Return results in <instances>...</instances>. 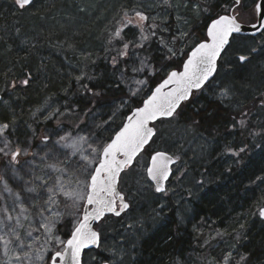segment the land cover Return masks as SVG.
<instances>
[{"label":"snow or ice","instance_id":"snow-or-ice-1","mask_svg":"<svg viewBox=\"0 0 264 264\" xmlns=\"http://www.w3.org/2000/svg\"><path fill=\"white\" fill-rule=\"evenodd\" d=\"M253 3L254 19L249 25L254 31L249 39L243 37L248 0L185 3L183 7H190L196 15L208 14L211 20L205 37L187 53L176 46V35H163L168 31L165 16L177 7L175 0H154L153 8H162L163 12H149L142 4L121 9L110 22L103 48L108 65L104 79L90 83L93 77L84 72L76 77L78 86L92 99L103 100L105 92L115 87L124 92L122 104L136 103L115 129L112 124L116 112L109 111L101 123L85 124L74 131L58 128L45 132L34 146L36 129L21 139L14 135L11 120L0 119V264H87L85 250L100 247V233L93 224L108 215L120 217L130 208L125 196L117 191L118 177L133 165L139 167L138 157L155 143L156 122L179 115L181 105L202 89L214 90L221 101L233 99L240 91L236 81L246 86L245 70L256 59H264V0ZM13 7L21 14L32 12L37 0H13ZM184 35L180 33V37ZM180 56L184 59L176 64ZM30 81L31 73L25 72L6 87L24 89ZM252 98L257 100L258 111L264 112V81ZM0 102L7 103L3 96ZM114 103H100L99 108L111 109ZM237 107L228 126L230 131L246 132L253 147L264 143V123L256 127L248 111L239 103ZM60 114L58 108L49 110L45 118L58 120ZM247 150V143L225 145L223 154L237 158L238 163L240 154ZM147 154L144 178L156 193L166 195L170 166L180 157L164 150ZM257 181L264 186V176L253 182ZM197 183L202 187L205 180ZM257 214L264 219V204ZM65 216L70 218V238L62 239L58 227ZM113 256L116 264H123L120 250ZM245 262L250 264L247 253L227 249L215 264Z\"/></svg>","mask_w":264,"mask_h":264},{"label":"trees","instance_id":"trees-1","mask_svg":"<svg viewBox=\"0 0 264 264\" xmlns=\"http://www.w3.org/2000/svg\"><path fill=\"white\" fill-rule=\"evenodd\" d=\"M180 1L185 4L195 0ZM196 1V3L203 2V0ZM141 4L147 10L148 6H153L154 0H37V17L34 14L35 10L32 11V17H27L23 16L27 12L23 14L16 12L12 3L7 5V1L3 2L2 5L0 4V90H2L0 95L6 101H9L10 95L13 93L17 96L18 107L14 110L16 113L24 109L25 112L35 110L42 106L43 108L50 106L53 108V112L57 108L60 109L61 114L58 120L46 119L43 116V122L36 121L34 123L38 124L36 125L38 135L41 127L46 132L58 128L74 131L88 124L91 118L94 119L100 115L101 123L109 111L116 112V118L112 124V128L115 129L124 115L130 114L129 107H135L136 103L129 102L128 106L122 104L121 97L124 96V92L115 87L105 92L103 100L92 99L78 86L76 77L84 72L87 76L93 77L90 83L104 79L103 74L108 65L105 63L106 53L103 48L111 27L110 22L113 20L110 18L115 17L123 8ZM82 8L86 11H81ZM163 11L162 8L157 10V12ZM168 12L165 19L170 20L165 25L168 28V31L163 33L165 38L180 34L179 29L175 31L177 24L173 17V11L168 10ZM56 15L59 17L64 15L72 19H37L39 16ZM44 20L50 24L40 27ZM210 22L208 14H201V17L194 20L192 25L189 23L186 24V27L184 26V33L189 31L185 43L190 38L187 48L183 50L184 53H187L205 37L206 25ZM61 23L72 26L65 30L64 35L56 34ZM43 25L45 24L43 23ZM16 29L20 30L19 35L16 34ZM23 41L27 43L24 44ZM8 43L11 44L7 45ZM32 45L35 46L32 47ZM181 45V40L177 39L176 46L181 48ZM153 48H156L155 43ZM183 59L184 57L180 56L176 64H179ZM25 72H30L32 75V81L28 88L11 89L6 87L14 78L20 77ZM244 75L247 79L246 86H242L240 81H236L237 87L246 89V92L242 91L240 96V98H247L242 108L248 111L251 123L261 125L264 123V112H259L255 107L257 100L252 98V90H256L264 81V70L257 66V60H255L245 70ZM80 83L82 84L83 81ZM250 90L251 93H249ZM193 96L190 101L181 106L178 111L179 115L172 120L156 123L157 131L154 141L161 131H166V128L168 130L194 128L195 131L211 141L228 142L233 135H235L234 138H243L242 134H234L228 127L232 123L231 117L236 115L238 109L234 111L232 108L224 107L219 101L207 102L204 97H200L205 101L204 108L196 109L197 104ZM124 98L126 99V97ZM113 101L115 103L111 109L99 108L100 103L109 104ZM117 104L122 106L119 111L114 109ZM21 107L23 108L21 109ZM4 118L11 120L14 128L16 126L20 131L28 132L29 126L24 123L26 120L22 119V114L14 116L5 111L2 119ZM153 144L147 147L140 158H149L147 153L152 152ZM252 149L253 153H250V149H248L246 153L242 154L245 161L241 166L225 170L220 164L217 165L219 173L222 171L224 174L222 175L223 182H214L205 190L200 200L194 204L192 220V225L199 226L200 229H203V224L213 223L215 227L210 228L212 231L225 232L237 227L239 228L237 235L239 234L242 241H237V236L233 235L231 239H235L234 242L226 239V243H220L217 240L211 243L209 248L206 247L201 251L197 247V244L202 243L199 236L191 230V225L186 228L181 227L175 212L172 211L170 216L168 215L167 221L152 230L143 239L141 245L137 246V253H134L137 260L134 264H196L195 257L198 258L200 254H205L207 251L212 253V250L213 254H218L219 251L224 253L225 250L231 249L232 245L240 253L248 254L250 264H264V221L259 217L257 211L252 216L250 209V206L261 201L264 196V186L260 185L258 181L253 182L256 177L264 176V144L263 146H252ZM126 172L127 170L123 175L127 174ZM208 172H212V170ZM122 186L121 177V193H123ZM120 219L109 216L97 226L96 229L101 238L100 247L105 238L104 226H109V229H111L110 227H119ZM68 221L65 220L58 229L62 239L70 237ZM241 224H243V228H241ZM91 254L92 251L85 253L86 262Z\"/></svg>","mask_w":264,"mask_h":264},{"label":"rangeland","instance_id":"rangeland-1","mask_svg":"<svg viewBox=\"0 0 264 264\" xmlns=\"http://www.w3.org/2000/svg\"><path fill=\"white\" fill-rule=\"evenodd\" d=\"M5 1H7V5L10 3L13 4V0H0V4L2 5ZM195 1H191L189 5L192 4V2H197ZM175 4L177 5V7L169 9V11H173V17L177 24L175 26V31L179 29L178 31H180L181 33L184 32L183 28L184 26L186 27V24L191 23L192 25V22L194 20H198L201 17V14L196 15L190 10V7H183L184 4L180 0H175ZM252 4H254L253 0H248V7L244 12L243 17L244 24L246 25H249V21L254 19L253 12L255 4ZM158 9L161 8H153V6H148L147 11L155 13ZM37 11L38 10L34 11L36 17L38 15ZM32 13L33 12H27L23 14V16L26 15L27 17H32ZM113 18L114 17H111L110 19ZM37 19L72 18L65 17L64 15L60 17L59 15H56L45 17L39 16V18ZM165 20L166 23H169L170 19ZM43 23L45 25H43ZM46 24L48 25L50 23L47 20H44L41 22L40 27L47 26ZM61 24L62 25H59V28L57 29L56 34L58 35H64L65 30L67 28L72 27L71 25L63 23ZM188 32H186V35H184L183 37H180V34H178L177 36L178 39L181 40L182 45L180 49L182 51L187 48V43L190 40L189 38V40L185 43L189 36ZM10 44L11 43H8L7 45ZM256 60L257 66L264 70V59H259V61L258 59ZM132 87H135V85H132ZM238 88L241 92L239 91L236 97L231 100L225 99L223 101L217 98V95L214 90H209L207 92L201 90L199 93H196L193 96V99L197 104L195 107L196 109L204 108L203 105L205 101L200 99V97H204L206 98L207 102L219 101L224 107L232 108L234 111H237V104L239 103V106L242 107L246 103L247 99L245 97H241L242 99L240 98L242 91L246 92V89H241V87ZM254 90H252V92H254ZM1 92L2 90H0V94ZM249 93H251V90L249 91ZM17 101V96L11 94L7 103L2 102L0 104V119L4 117L5 111H7L9 114L11 113L14 116L16 114L19 115V113L20 115L22 114V119L26 120V122L24 123L29 126L27 128L28 132L24 130L20 131L15 126L14 135L23 139L31 135L32 129H36V125L38 124L34 123L36 121L40 123L41 121L43 122V116H45V112H48L49 110L53 111V108H51L50 106L43 108L42 106L38 107L37 109L35 108V110H30L29 108L30 111L27 110V112H25L24 109L19 113H16L14 112V110L18 107ZM22 108L23 107H21V109ZM117 108L121 109V104H117L114 106V109ZM99 117H101V115ZM99 117L97 116L94 119L91 118L88 122V125L91 126L94 123H100ZM255 126L259 127L261 125L258 123ZM39 130L40 133L38 137L35 138L33 141L34 146L35 144H38L40 142L46 132L45 130L43 131V127L39 128ZM169 130L166 128V131H161V133L155 139V143L151 147V151L164 150L172 153L173 156L178 155L180 157V159L178 160V164L174 168L173 177L168 183L167 194H158L155 192L154 186H148V183L144 178V171L145 164L148 162L149 158L139 157V167L133 165L132 168L127 170V174L122 176V191L125 194V199L128 203H130V210L121 217L119 227H110L111 229H109V226H104V242L102 243L99 250L92 251V254L87 260V264H103L105 262L109 264H116V258L113 256V253L116 250H120V254L123 256V264H134V262L137 260V256H135L134 254L137 253V246L141 245L143 239L148 236L152 230H155L157 227L167 221V217L168 215L170 216L172 211L175 212L176 219L181 227L186 228L191 225V230L199 236L202 243H199L200 246L199 244H197V247H199V250L201 251L206 249V247L209 248L211 243L217 240H219L220 243H226V239H229L230 242L235 241V239L231 238L233 237V235L237 236V233L239 231V228L237 227L234 230L228 229L225 232L219 231L220 235H217V231L210 230L211 227L215 226L209 221L207 225H202L203 229H200L199 226L192 225V220L194 217V204L200 200L205 190L212 183L223 182L224 178L222 177V175L224 174H222V171H220L221 173H219L217 165L220 164L225 168V170H231L234 167H238V165L241 166L244 163L245 160L242 156V154L244 153L240 154L238 163L235 162L237 158L223 154L225 145L235 147L241 145L242 143H247L248 149H250V153H253V141L250 140L246 132L242 134L243 138L241 139L239 137L234 138L235 135H233L229 138L230 140L228 142H222L208 140L204 135H201V133L195 131L194 128L189 130H187V128H176L175 130ZM263 144L264 143H260L259 146H263ZM0 163H2V161H0ZM133 168H135V171H133ZM207 170H212V172H208ZM200 179L205 180V184L202 187L199 186L197 183V181ZM261 204H264V196H262L261 201H259L255 205L253 204L252 206H250L252 216L255 214L254 212L257 211ZM161 205H163V207H161ZM157 213H160V215H157ZM69 219L70 218L67 216L64 217V221ZM129 224L133 225L131 229L128 228ZM205 241H207V243H204ZM237 241H242V239H240V236ZM230 248L237 251L236 247H234L233 245ZM221 254L222 251H219L218 254H213V250L212 253L207 251L205 252V254H200L198 258L195 257V259H197L196 264H215L216 258L219 257Z\"/></svg>","mask_w":264,"mask_h":264},{"label":"water","instance_id":"water-1","mask_svg":"<svg viewBox=\"0 0 264 264\" xmlns=\"http://www.w3.org/2000/svg\"><path fill=\"white\" fill-rule=\"evenodd\" d=\"M243 28L245 29L244 32H243V37H245V38H248V37L251 38V34H252V32H253L254 30L251 29L250 25H246V24H243ZM202 90H203V89H202ZM194 93H196V92H194ZM194 93H193V94H194ZM0 96H1V95H0ZM187 102H188V101H187ZM187 102H185V103H187ZM0 103H1V102H0ZM185 103H184V104H185ZM182 105H183V104H182ZM182 105H181V106H182ZM178 111H179V109H178ZM157 122H159V121H157ZM157 122H156V123H157ZM155 136H156V135H155ZM155 136H154V137H155ZM154 137H153V139H154ZM149 146H150V145H149ZM146 149H147V147H146ZM146 149H145V150H146ZM142 154H143V153H141V155H142ZM138 158H139V157H138ZM177 163H178V161L176 162V164L170 166V168H171V172H172V175L169 177V180H168V182L166 183V188H167V185H168V183L170 182V180H171V178H172V176H173V170H174V167L177 165ZM127 169H128V168H127ZM125 170H126V169H125ZM125 170H124V171H125ZM123 173H124V172H122V173L119 175V177H118L117 191H119L120 177H121V175H122ZM119 192H120V191H119ZM158 194H163V193H158ZM125 213H126V212H125ZM123 214H124V213H122V215H123ZM122 215H121V216H122ZM108 216H113V215H108ZM108 216H106V217H108ZM106 217H105V218H106ZM114 217H116V216H114ZM105 218H104V219H105ZM104 219H103V220H104ZM101 221H102V220H101ZM101 221H100V222H101ZM262 221H264V219H262ZM100 222H98V223H94V224H93V228H94V230H96V227H97V225H98ZM96 231H97V230H96ZM69 238H70V237H69ZM100 244H101V238H100ZM97 249H99V247H98V248H97V247H93V248H91V249H86V250H85V253L90 252V251H94V250H97ZM103 264H109V263H106V262H105V263H103Z\"/></svg>","mask_w":264,"mask_h":264},{"label":"flooded vegetation","instance_id":"flooded-vegetation-1","mask_svg":"<svg viewBox=\"0 0 264 264\" xmlns=\"http://www.w3.org/2000/svg\"><path fill=\"white\" fill-rule=\"evenodd\" d=\"M121 177H122V175H121ZM120 182H121V178H120ZM120 182H119V191H120ZM120 192H121V191H120ZM122 194H123V193H122ZM123 195H124V194H123ZM129 204H130V203H129ZM129 210H130V208H129ZM124 214H125V213H124ZM124 214H123V215H124ZM123 215H122V216H123ZM122 216H120V217H115V218H121ZM113 217H114V216H113Z\"/></svg>","mask_w":264,"mask_h":264}]
</instances>
